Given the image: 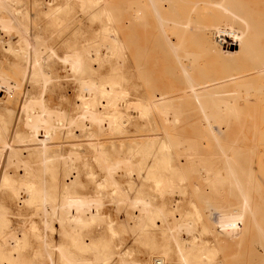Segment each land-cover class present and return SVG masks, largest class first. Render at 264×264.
<instances>
[{"label": "rangeland", "instance_id": "obj_1", "mask_svg": "<svg viewBox=\"0 0 264 264\" xmlns=\"http://www.w3.org/2000/svg\"><path fill=\"white\" fill-rule=\"evenodd\" d=\"M86 1L92 6L84 7L82 0H0V22L11 21V28L7 30L0 26V123L3 124L6 137L13 142L15 156L24 158L26 151L30 148V144L33 143L32 127L29 125L26 111H22V106L26 104L28 99H40L48 108L71 106L78 95L87 93L88 87L85 86L84 88L80 84L81 79L88 80L91 78L102 84L115 81L128 92L131 103H137L140 100L150 101L155 95L175 98V105L184 110L185 116L183 115L181 117L182 120L180 119L178 123L175 122L174 124L173 115H169L171 117L168 116V119H166L164 116L161 117L157 110L141 115L139 111H134L130 108L124 113L123 120L126 122L122 125L121 132L109 136L102 134L95 138V141L97 140L96 142L100 144L99 154L94 152L91 144L87 143L86 139L88 136L86 133L78 132L75 134L74 137L77 143L70 136H62V138L61 136L49 137L48 154L51 160H49L50 162L45 169L37 167L35 163L32 164L31 166L36 169L34 174L36 179H42L41 183L48 189L47 205L66 192L83 196L87 200L88 210L92 211V216L85 220L79 230V235L90 246L84 249L79 247V239L75 241V238L64 230L56 218L35 214L36 209L33 205H19V200L12 190L9 187H3L0 188V219L6 218V226L0 229V233H14L16 237H19L18 239L21 243L20 254H23L22 258L24 256L27 258L26 262H21L20 264H66L62 257L65 253L77 259L95 260L100 257H106L109 263L112 262L111 264H119V259L125 260L126 264H150L152 259L162 257L168 259L167 263L169 264H181L179 254L181 250L182 252L192 250L189 244L192 239L196 243L201 244L200 246H203V253H209L207 264H264V224L259 215H257L258 213L255 212L259 209L258 207H260V201L264 199V194L262 192L259 193V196L263 197L259 201L260 197L256 196V194L255 196L251 195L254 193L251 190L246 203L247 206H244L247 208L243 212L240 211V208L243 207L241 199L238 202V199L234 200L235 198H233L231 200L228 198L230 201L227 200V204L231 203V205L226 206V201L223 202L227 209L230 206L231 210L228 209L230 211L227 213L234 221H230L231 223L228 222L227 224L213 222L212 219L215 218V214H211L214 211L211 212V208L207 204V190L205 189L207 187L199 182L197 175H195L198 164L196 163L195 166V163L193 164L192 162L195 168L186 170L189 165L188 156L194 152L190 148L197 146L199 158L204 159L207 158V155L210 156L213 152L211 150L213 147L218 144L226 146L225 143L228 146L229 142H231L229 146H232L233 149L235 148V151L244 147L241 149L243 153L241 150H239V153H237L238 151L235 152L237 153L236 159L238 158L237 156L240 157L237 159L238 164L242 167L245 166V168L246 166L247 168L249 167L250 176L260 181V191L263 190L264 192V155L262 156L264 142L261 143L264 141V130H262L264 128L260 125H255V127L253 125L255 120H258L256 123H259V116L264 112V104L252 96L247 103L249 106L242 107L244 111V108H246L247 112L249 111V116H252V114L254 116L253 118L250 116L255 119L253 121H250L249 117L246 116L248 113L244 115L246 113L244 111L241 116L245 118L243 127L246 128L248 133L251 130L256 131L253 135L254 138L248 136L249 134L251 135L252 131L247 135V131L244 130V133L246 132L250 139L248 138L244 142L246 139L243 133L240 136H243L244 140L243 137H240L242 140L235 141L238 140L235 137L238 136L236 135L238 134L237 130L241 127L237 125L244 118L239 119L241 122L239 121L238 123L233 120H227V125L222 128L223 136L218 140L216 139L214 145L210 141L214 139L210 138L208 141V136L206 135V137L203 134L206 130L207 120L203 119L197 109L198 106L195 103L197 101L191 96L193 90H198L199 92L196 91V93L201 94L202 85V87H208L209 83L211 85L217 84L218 81L223 83L221 65L222 63L225 65L224 57L229 54V57L226 56L225 58L228 57L235 60L238 58V62L241 59L243 60L246 53L252 49L250 43L246 42L245 38H240L239 40L227 38L226 34L230 28L228 27L229 30H225L227 25L221 20L224 19L221 17L225 13L228 14L223 15L226 19L228 16L231 17V15L226 11L224 13L222 8L221 12L223 14L220 11L218 12L221 14L216 13L215 9L217 11L220 7L217 8L218 6H216L215 8L214 2H212L214 4L213 7L208 6V0H203L202 4L204 7L207 6V9L209 7L210 10L208 11L211 13L209 15H206V13L208 14L206 8L204 10L205 14L204 11H201L204 8L201 0H197L198 2L200 1V6L195 0L194 3L200 9L196 10L203 12L202 15L193 9L196 6H193V0H180L182 3L170 0L167 5L169 7L157 8V13L154 8L151 9L152 6H150L151 10L148 8L143 9V5H140V3L143 4V0H101L104 2L103 6L100 0ZM250 1L254 2L255 0ZM147 2L148 0L146 2L144 0L145 7H149ZM204 2H206V6ZM133 4L139 9L140 13L144 14L145 19L143 22L132 17L133 10H135L132 9ZM138 5H140V8ZM209 5L211 4L209 3ZM201 7L203 8L201 9ZM169 8L170 11H168ZM145 9H148V12ZM153 9L155 14L152 13ZM161 9H163L162 13L159 11ZM164 9H167L168 12H165ZM171 10L173 12L172 15ZM156 14L160 15V17ZM156 16L160 25L156 20ZM201 16H205V22L203 21L204 19H201ZM178 17L180 22L185 23V26H187V29L182 31L186 36L183 37L184 40H181L170 35L171 40L170 38L167 39L165 44L163 38L170 37L168 34H172L173 30L171 29L175 26V22L173 23L175 21L174 18L177 19ZM159 19H163L162 21L166 22L161 24ZM169 19L173 20L172 27ZM227 20H230V18ZM167 23L171 25L168 27ZM229 23L230 21L227 24L229 25ZM156 25L165 27L166 29L161 26L160 30H162L163 34L165 31L168 37H163V34L160 35L161 31L158 30L159 27ZM166 25L171 29L169 30ZM188 25H193V27L188 28ZM222 34L223 38L226 37L227 39H223ZM22 35L27 43L22 41L24 40L20 37ZM173 38H175L174 41ZM114 39L121 43L123 56L114 55L105 48L104 44H110ZM169 40L171 44L173 43L174 49L180 50L175 51L169 45ZM194 40H196V43L193 44ZM182 41L184 42L183 45ZM258 41L260 42L259 47L264 48L263 33H261ZM167 43L168 46H166ZM91 46H95L100 50L103 59L91 64L90 68H86L79 75L70 74L68 64L64 62L65 58L71 55H81L85 49ZM34 48L37 50H34ZM170 48L175 51L176 59H174L173 51ZM231 50L233 56L231 55ZM179 51L182 52V55ZM50 52L51 55L49 54ZM185 52H188L189 55L191 54L195 62L199 59L201 61L199 60L198 64H196L193 61V57H188ZM191 52H194V55ZM223 52H227L226 55ZM183 53L189 60L193 61L189 62L197 65L194 69L197 72L195 73L194 70H191L188 73L190 77L186 76V79L181 75L182 69L180 71L177 65L180 64V67H184L183 65L190 64L186 61L188 59ZM195 55L200 58L197 59ZM179 56L182 62L178 59ZM33 59H38V63L40 62L38 70L41 68L39 70L41 79H37L39 81L42 79L47 80L40 81L42 84L39 83L36 76L31 78ZM178 60L179 63H176ZM238 62L236 63L237 66L239 64L245 68L244 62ZM174 63L178 68L175 67ZM172 65L179 71L177 69L174 70ZM169 66L175 72L171 70L172 68L169 72ZM162 70L165 73L164 75L163 73L160 75ZM152 71L154 74H152ZM178 76L182 77L180 81ZM167 78L170 79L168 82ZM194 79L199 81V83L195 82ZM44 82L46 83L43 84ZM184 82L189 83V85ZM148 84L150 85L148 86ZM172 84L175 85L173 86ZM167 87L172 88L169 91ZM229 87L230 85L228 86V91ZM212 88L209 87L208 89L211 90ZM224 88L226 89L227 87H223V90H225ZM175 90L178 93H174L173 91ZM228 91L226 94L230 92ZM168 93L170 94L167 95ZM181 95L185 98L183 99ZM204 97L201 95V98H199L201 99L197 103L199 106L206 107L208 105L205 101L206 97ZM98 98L102 102V94ZM209 106L210 104L207 107ZM209 108L211 109L212 107ZM210 109L207 111L208 114L213 112ZM191 111L192 113H190ZM186 114L193 116H187ZM213 117L209 120L210 123L212 122V125L218 124L222 127L221 122L224 120L222 121L220 117V119L214 117L217 119L215 122ZM230 121L234 122H231L232 126ZM249 121L252 122L253 126ZM169 123L172 124L170 125ZM229 123L233 132L228 129ZM236 127L237 130L234 131ZM225 130L228 132H224ZM256 134L258 135L256 136ZM260 139L262 140L261 142ZM161 141L164 142L167 148L165 151L160 150ZM233 143H236V145L234 144L236 147ZM257 143L258 145H255ZM241 144L243 147L240 146ZM211 145L214 146L212 147ZM253 145L256 147H253ZM208 146H211V149ZM224 149H221V151H224ZM247 149L249 150L247 151ZM250 149L256 150V154ZM226 150L230 151L228 148ZM226 150L224 151L226 153L219 151L225 156L229 155L228 159L230 160L231 158L232 160L234 154L230 156V152ZM207 151L208 154L206 155ZM215 151V155L219 153L216 149ZM231 151L233 153L232 149ZM240 151L242 154H240ZM69 154H75V160L72 156V160H70ZM214 154L213 156L211 155L212 158L218 157V155L214 156ZM243 154L247 155L242 156ZM102 157L111 165H115L119 161H127L129 172H127L128 169L125 171V169L122 170V168L116 166L110 171L105 170L106 167L101 161ZM218 158L221 161L224 159L223 157L220 158V156ZM243 158L244 160H242ZM3 160L4 156L0 158V170L1 161ZM258 161H260V164ZM218 168L222 169L221 163ZM191 169L196 173H193ZM8 170L12 178L18 179L20 177L14 168L11 167ZM237 172L238 170L235 174L240 177ZM221 173H224L223 169ZM241 186L242 191L244 188L243 185ZM23 196L21 195V197ZM226 196L229 197L230 195ZM133 198H139L141 203ZM138 203H140L141 207ZM140 212L142 213L140 214ZM43 240L50 246L48 249L45 248L48 254L35 262L32 257V251ZM2 253L0 238V256ZM188 254L191 257L190 264H193V260L196 258L193 250Z\"/></svg>", "mask_w": 264, "mask_h": 264}, {"label": "bare ground", "instance_id": "obj_2", "mask_svg": "<svg viewBox=\"0 0 264 264\" xmlns=\"http://www.w3.org/2000/svg\"><path fill=\"white\" fill-rule=\"evenodd\" d=\"M168 1H170V0H148L147 4H149V7H145L144 0H143L142 1L143 4L140 3V5H143V9L144 8L150 9V6H152L151 9L154 8L155 12H156L157 8L158 9L163 8V7L168 8L169 7V6L167 7V5L169 3ZM177 1H180V0H176V2ZM195 1H197V0H195ZM204 1H207V0H204ZM210 1L208 0V2H207L208 6L213 7L214 4L212 2H214L215 8H216V6H218L217 8L220 7V9L219 10L217 9V11L215 9L216 13H220L222 11L221 10V8H222L224 13L226 11L231 15V17L228 16L230 18V20H227L229 18L226 16L227 17V19H226L224 16L228 15V14L225 13V15H224L223 12H221L224 15V16L222 15V17L220 15L221 13L218 14L221 18H224L221 20H223L224 23H226V25H227L225 30H229L228 27L230 28V30L227 31V34H226L228 36L227 38L228 39L233 38V39H237V40H239L240 38H245L246 42L250 43V47H252V49L246 53L244 59L243 60L241 59L242 61L241 60L239 61L240 63L241 62L245 63V68H243L239 64H238V66L236 65V63L238 62V58H236V60L230 59V58H228L229 54L226 55L227 52L226 53L223 52L224 55L228 56L227 58H225L226 56L224 57V59L227 63L225 62V65L223 63H222V65L220 64L221 68L223 69L222 70L223 72L221 73L223 76V78H222L223 83H221L222 81H218V83L217 84L215 83L214 85H211L209 83L208 87H202L203 85L202 86L200 85L201 86V89H200L201 94L196 93V91H198V90L194 91L191 87V89L193 91L190 90V91H192V95L191 94H189V95L193 96L192 98L195 101H197L195 103L198 106V108H197L198 111L202 115L203 119L207 120L206 121L207 125L205 128L206 130L203 134L205 136L207 135L209 137L208 138L206 136L208 141L210 140V138L214 139L213 141L210 140L212 142V144H214L216 139L218 140L221 138V136H223L224 133L222 132V128H223V126L227 125V122H228L227 120H233L235 123L236 122L238 123L241 119L244 118V116L241 117L242 114L244 112H246V113H244V115H246L249 112V111L248 112L246 111V108H244L245 109V111H244L242 107L243 106L246 107L247 103L249 102L250 97L252 98V96H253L255 99H257L258 101H260L264 104V93H263L264 92V48L259 47L260 42L258 41L259 38L261 37V33L264 34V0H255L254 2H252L250 0H247V1L246 0H215V1L210 0ZM100 2L102 3V6H103L104 2H102L101 0H100ZM145 2H146V0H145ZM199 2H198V4H199ZM180 3H182V1H180ZM191 3H192V1H191ZM202 3H203V0H201V4ZM209 3L211 5H209ZM134 4L136 5V3H134ZM147 4H146V6H147ZM183 4H184V2H183ZM187 4H188V2H187ZM205 4H206V2H204V5ZM82 5L84 7L89 6V5L92 6V4H89L86 0H82ZM133 5H131V6H133ZM135 5L132 7V9H135V10H133L134 13H133L132 17H134V19H136V20H139L140 22H143L145 19L144 14L140 13L139 9ZM140 5H138V7ZM194 5H196V3H194V0H193V6ZM196 6L193 9H195V10L199 9L198 6H197V8H196ZM199 6H200V4H199ZM202 6H203V4H202ZM203 7H201V9ZM205 8H206V11L210 10L209 7L207 9V6H206L201 11H204ZM132 9H131V11H132ZM148 9H145L146 12H148L147 11ZM154 9L152 10V13H154L153 12ZM162 10L163 9L159 10V11H161L160 13H162ZM164 10H165V12H168V11H170V8L168 9V11H167V9H164ZM172 10H174V9H172ZM172 10H171V15L173 13ZM127 11H128V8H127ZM218 11H220V12H218ZM197 12H199V11H197ZM197 12H196V14H197ZM199 13L202 15L203 12H199ZM199 13H198V16H199ZM204 14H205V11H204ZM209 14H211V13L208 11V14L206 13V15H209ZM156 15H158V14H156ZM171 15H169V16H171ZM158 17H160V15H158ZM166 17H168V16L166 15ZM166 17L165 18L163 17V18L167 19ZM201 17H202L201 19H204L203 16H201ZM191 19H192V17H191ZM156 20L158 22L157 16H156ZM160 20L161 19H159V21ZM162 20H161V24H162V22L163 23L166 22V21H162ZM169 20H170L169 22H171L172 25L167 23L168 27H169V25H171V27H172L174 22H175L174 23L175 26L172 27L173 29L170 28L171 30H173V32H171L173 35L168 34V33L167 34L169 36L170 35L172 37L175 36L181 40H184L183 37H185L186 35H185V33H182V31H184L183 29H187L186 28L187 26H185V23L183 24V22H180L179 17L177 19L174 18L175 21H173L172 19H169ZM226 20L228 22L230 21L229 25L227 24L228 22ZM172 21H173V23H172ZM203 21L205 22V19ZM10 22H6V21L3 22L2 21V22H0V26H3L7 30V29L11 28ZM158 24H159V22H158ZM159 25H156L159 27V29L156 28L158 30H160L161 26H162V25L161 26H159ZM199 25L201 26L200 22H199ZM166 27H167V25H166ZM192 27H193V25H188V28H192ZM162 28H165V27L162 26ZM205 29H207V28H205ZM158 30H156V31H158ZM169 30H168V32H169ZM160 31H161L160 35L163 34L162 30H160ZM10 32H11V30H10ZM215 32H217V31H215ZM21 34H22V32H21ZM163 35H162L163 37L167 36L165 31H164ZM26 36H27V34H26ZM171 36L170 37L167 36L168 38H165V39L163 38V41L165 42V44L167 42V39L170 38V40H171ZM20 37H22V39H24L23 35ZM222 38H223V34H222ZM227 38L225 37L223 39H227ZM174 40H175V38H173V41ZM22 41H26V39H24ZM102 41H104V40H102ZM24 43H27V41ZM31 43H32V41H31ZM168 43L166 46H168ZM181 43H182V45L184 44L183 41ZM194 43H196V40L193 41V44ZM172 44L170 41L169 45H171L172 48L174 49ZM28 45H29V43H28ZM43 46H44V44H43ZM104 46L106 49L110 50L112 52V54H114V55L119 54V55L123 56L122 55V53H123L122 45L117 39H114L110 44H104ZM102 48H103V46H102ZM167 48H169V47H167ZM35 49L36 48H34V50ZM170 50L173 51L171 48H170ZM174 50L178 51L180 49H178V50L174 49ZM222 50H224V49H222ZM175 51H173V53L172 52L171 53L174 55V54H176ZM187 51H188V49H187ZM156 52H157V50H156ZM230 52H232V50ZM33 53H35V52H33ZM180 53L182 55V52H180ZM185 53L188 54V52H185ZM217 53H219V52H217ZM49 54L51 55V52ZM192 54L194 55V52ZM212 54H215V53H212ZM198 55H200V54H198ZM231 55L233 56V52ZM39 56H41V55H39ZM191 56H192L191 54L190 55L188 54V57H191ZM175 57L177 58L176 55H174V59H176ZM188 57H187L188 60H186V59H183V60H186L188 62L192 61V60H189ZM143 58H145V57H143ZM196 58L199 59L200 57L196 56ZM39 59H40V57H39ZM102 59H103V56L100 53V50L95 46H91V47L85 49L81 55L67 56L65 58L64 62L66 64H68L67 66H68V71L70 72V74L72 73L74 75H79V74L83 73L86 70V68H90L91 64L97 63ZM178 59L180 60V62H182V60L180 59V56ZM197 59H196V61H197ZM221 59H222V57H221ZM224 59H223V61H224ZM179 60H178V62L176 61V63H179ZM149 61H151V60H149ZM193 61L195 62L194 57H193ZM104 62H105V60H104ZM192 62H189L190 64L183 65L184 67H180L181 65L177 64L180 68V71L182 69L181 75L183 77H185L184 79H186V76L190 77V76H188V73L197 67L196 64H198V63L195 62L196 63L195 64ZM39 63H38V59H33L32 68L30 67L31 68V78H32V76H36V79L37 78L41 79V74L39 72V70L41 68L38 70V66H39L38 64ZM191 63L195 64V65H192ZM184 64H185V62H184ZM177 65L175 67H177ZM206 66H207V64H206ZM172 67L174 68L173 65H172ZM172 67L169 66V70H168L169 72L171 70L173 72H175L174 70H176L178 68V67L176 69L174 68V70H173ZM218 67H220V66H218ZM200 68H201V66H200ZM151 70H152V68H151ZM177 70L179 71V69H177ZM153 71H152V74H154ZM194 72H195V70H194ZM194 72H192V73H194ZM162 73H163V70L160 73V75H162ZM164 74L165 73H163V75ZM217 75H218V73H217ZM157 77H158V75H157ZM178 77H180V76H178ZM234 77H236V78H234ZM181 78L182 77H180V79L178 78V80L180 81ZM193 78H194V76H193ZM193 78H191V79L193 80ZM172 79H173V77H172ZM174 79H176V78H174ZM184 79H182V80H184ZM188 79H190V78H188ZM37 80L39 81V79H37ZM43 80L47 81L46 79H42L40 81H43ZM169 80L170 79H168L167 82ZM194 80H195V82L199 83V81H197L196 79H194ZM40 81H39V83H40ZM219 82L221 83V85ZM45 83L46 82H44L43 84H45ZM184 83H187V82H184ZM40 84H42V82ZM80 84L83 85L84 88H85V86L88 87V89L86 90L87 93L82 94L81 93L82 91L80 90L81 94L79 93L80 95H78L76 97V101L73 104H71V106H68L65 108L61 107V106L58 108H52V107L48 108L43 104V102L40 99H28L26 104L22 106V111L23 110L26 111V114L28 116L29 123H30L29 125H31V127H32L31 131L33 133V141H32L33 143L30 144V148L26 151L27 153H26L24 158H19V157L15 156V154H14L15 150L13 149V144H12L13 142H11L10 139H8L6 137L5 130L3 129V124L0 123V158L2 156H4V160L1 161L2 165H1V170H0V188L9 187L12 190V192L16 195V198L19 200L18 204L22 205V206L23 205H25V206L26 205H29V206L33 205L34 208L36 209L35 214L42 215V216L48 215V216H51L53 218H56L59 221V224L64 228V230L69 235H71V237L75 238V241H77L79 239L78 245H79V247L84 249V248L89 247L90 244L86 243L81 238V236L79 235V230L81 229L85 220L92 216V211L88 210V203L86 202L87 200L83 196L73 194L71 192H66V193L61 194L57 198V200H54L51 202V204L47 205V199H48V191L47 190L48 189L41 183V180H42L41 178L36 179V176L34 174L35 173L34 171L36 169L31 166L32 164L35 163L37 165V167L45 169L47 164L50 162L49 160H51V157L48 154V147H49V141H50L49 137H51V136L52 137H56V136L60 137L61 136V138H62V136H70L73 138L74 142L77 143L76 138L74 137L75 134L78 132L86 133V135L88 136L86 139L87 143L91 144L92 148L94 149V152L99 154L100 153V144L96 142L97 140L95 141V138L99 135H102V134L109 136V135H113L117 132H121L122 125L126 122L125 120H123L124 119L123 118L124 113L127 110H129L130 108H132L134 111L135 110L139 111L141 113V115H146L147 113L151 112L152 110H157L158 113L160 114V116L161 117L164 116L166 119H168L169 115H171V116L173 115L174 124H175V122L178 123L180 121V119L182 120L181 117L184 115L185 112L181 107L175 105V103H176V102L174 103L175 98L172 99V98L167 97V96L158 97L155 95L154 97H152L151 100L149 99L150 101H141L140 100L137 103H131L129 100V97H128V95H129L128 92L126 90H124L121 87V85L115 81H111V82H107L105 84H102V83H99L98 81H96L94 79L89 78L88 80L81 79ZM168 84H167V86H168ZM181 84H182V82H181ZM149 85L150 84H148V86ZM172 85L174 86L175 84H172ZM187 85H189V83H187ZM195 85H196V83H195ZM227 85L228 86L230 85V87H229L230 92L228 91ZM170 86H171V84H170ZM182 86H183V84H182ZM172 87H169V88L167 87L168 88L167 90L171 89ZM209 87H211V88L213 87V88L211 90H209L208 89ZM223 87H227L226 88L227 90L225 88H224L225 90H223ZM184 88H186V87H184ZM230 88H232V89L230 90ZM227 91L229 92L228 94H226ZM173 92L176 93L177 90H175ZM100 94H102V96H103L102 102H100L99 101L100 98H98V96ZM169 94L170 93H168L167 95H169ZM175 95H177V94H175ZM201 95H202V97H204V96L206 97L205 101L208 105L210 104L209 107H212L211 109L209 107H207L208 105L206 106L207 107L206 108L203 106H199L197 104L201 100V99H199V98H201ZM182 98H183V96H182ZM177 101H179V100H177ZM181 102H183V101H181ZM196 105H195V107H196ZM247 106H249V104ZM209 109L213 110V112L211 111L212 114L211 113L208 114L207 111ZM189 110H191V109H189ZM190 113H192V111ZM186 115L188 116L191 114H186ZM171 116H169V117H171ZM191 116H193V115H191ZM213 116L217 117V119L222 118V121L224 120L223 122L220 121L222 123V125H221L222 127H220L218 124H216L214 126V125H212V122L210 123L209 120H211V118ZM246 116L249 117L248 119H250V121L255 120V119H252L254 117L253 114H252V116L250 115L252 118L249 116V113ZM217 119H215V122ZM259 119H260L259 123L261 122L262 124L261 123L259 124L258 122H257L258 123L257 124L256 121H258V120H255L254 124H253L254 127H255V125H260V126H262V128H264V124H263L264 112H262L260 114ZM17 121H18V119H17ZM218 121H217V123H218ZM233 121H230V123ZM244 121H245V118L242 122L240 121L243 124L240 123L241 125L240 124L237 125V126L242 127V128L239 127L240 129L238 128L240 130V133H241V130L244 128L243 132L241 134L239 133V130H237V127L234 130V131H236V130L238 131V134H236V135H238L239 137L235 136L236 139H238V140L234 139L237 142L242 140L241 138L243 136L241 137L240 135H243L244 130L247 131L246 128L243 127V125L245 124ZM202 123H203V120H202ZM223 123H226V124L223 125ZM230 123L228 124L229 126H230ZM251 123L252 122H250V124ZM229 126H228V129H230L229 131H231L232 123H231L230 128H229ZM172 127H174V126H172ZM224 128H226V127H224ZM252 128L253 127H251V129ZM226 130L224 132H228ZM253 130H254V128H253ZM262 130H264V129H262ZM183 131H184V129H183ZM251 131L249 133H251ZM231 132H233V131H231ZM255 132H256L255 130L252 131V133L250 135L247 131V135L249 134L248 136H250L251 138L252 137L254 138L253 135L255 134ZM221 133H222V135H221ZM244 135H245L244 137L246 139L244 142H246L248 138L250 139V137H248L246 135V132L244 133ZM257 135L258 134H256V136ZM218 136H220V137H218ZM261 136H258V137H261ZM244 137H243V140H244ZM225 141H226V139H225ZM261 141L262 140L260 139V142ZM211 142H209V143H211ZM244 142H243V144H244ZM263 142L264 141H262L261 143H263ZM229 143L228 144L231 145V142H229ZM248 143H251V142H248ZM225 144H226V146L221 145V144L220 145L216 144L217 145V146H215L216 148L213 147L215 144L211 145L213 147V149L210 148L211 146H208V148H210L213 151L212 152L213 154H214L215 149L217 150V152H219L218 154L216 153V155H218V157L220 156V158L223 157L224 159L222 161L215 154H214V156H216V157L212 158L213 154L211 152H210L211 153L210 156L212 155L211 157L209 155H207L208 151L206 153L207 158H204V159L199 158L198 147L194 146V148H190V149H193L194 152H192L188 156L189 165H188V168L186 170H189L190 168H193V167L195 168L196 163L198 164V167H196L197 173L193 172L192 169L191 170L193 173H196L195 175H197L199 182L203 183L207 187V188H205L207 190V204L211 208L210 211L211 212L214 211V213H211V214H213V215L215 214V218H213L212 221L227 224L230 221H234L233 219H231L229 217V215H228L229 213H227L231 210L230 206L228 208V209H230L229 211L226 207L227 205H231V203L227 204L228 198L231 200L233 198H235L234 200L238 199V202L241 199V201L243 203V205H242L243 207L240 208V211L243 212L245 210V208H247L244 206H247L246 203L248 202V199H249L248 196L250 195L251 190H253V192H254L251 195L255 196V194H256V196L260 197L259 201L261 199H263V197H264V196L263 197L259 196V193L262 192L264 194V192H263V190L260 191L261 190L260 181H258V179H253L250 176L249 167L247 168V166H246V168H245L244 163H243L244 167H242L238 164L237 159L240 157L237 156L238 158L236 159L235 156L237 155V153H239V150L244 148L242 146V144L240 146L243 148L239 149L237 147V149H239V150H236V151H235V148L234 149L232 148V146H229V145L227 146V143H225ZM234 144L236 145V143H233V145ZM255 145H258V143ZM224 146L227 147L228 149H230V151L226 150L227 148H225ZM200 147H201V145H200ZM253 147H256V146L253 145ZM220 148L222 150L225 148L224 151L225 150L227 152L229 151L230 156L232 154H234V156L232 155L233 159L231 160V158L229 157L230 158V160H229L228 159L229 155L225 156L224 154H222L221 152H224V151H221ZM166 149L167 148L165 147L164 142L161 141L160 150L165 151ZM231 149L233 150V153H231L232 152ZM188 150H189V148H188ZM248 150L249 149H247V151ZM241 151L243 153V150H241ZM241 151H240V154H242ZM251 151L254 154H256L255 153L256 150L255 151L251 150ZM235 152H237V153H235ZM224 153H226V152H224ZM247 153H249V152H247ZM220 154H222V155H220ZM254 154H253V157H254ZM74 155L75 154H69V159L72 160L71 159V156H72V157H74V160H75ZM184 155L186 156V154H184ZM244 155H247V154H243L242 156H244ZM263 155H264V152L262 150V156ZM242 160H244V158ZM101 161L105 165V167H106L105 170H107V171H110L112 168H114V166H116V167L122 168V170L125 169V171H126V169H128L127 172H129L127 161H119L115 165L109 164L107 162V160L104 159L103 157L101 158ZM252 161H255V160H252ZM192 162H193V164L195 163L194 164L195 166L192 164ZM220 163H221L222 169L224 170V173H221L222 169L218 168V167H220ZM258 163L260 164V161H258ZM218 164H219V166H217ZM253 165H254V163H253ZM11 167L14 168L17 171V173H19L20 177L18 179L17 178L14 179V178H12V176H10L8 169ZM219 169H221V170H219ZM234 169L236 171L238 170L237 173H238V175H240V177L235 174L236 171ZM196 170H194V171H196ZM259 180H260V178H259ZM241 185H243V188H244V190H242V191H241V188H242ZM21 195H24V196L21 197ZM226 195H230V196L227 197ZM134 200L139 201V198H135ZM263 200L260 201V205H259L260 207H258L259 209L256 210L255 212L258 213L257 215H259L260 219L262 220V223L264 224V201ZM223 201H226L225 202L226 206L224 205ZM228 201H230V200H228ZM140 203H138L139 206H140ZM140 210H141V208H140ZM238 210H239V208H238ZM240 211H238V212H240ZM141 213L142 212H140V214ZM5 226H6V218L3 217L0 219V229L1 228L3 229ZM256 228H257V226H256ZM67 233H66V235H67ZM0 238H1V247H2V252H3L0 256V264H20L21 262L27 261V258H25V256H24V258H22L23 254H20L21 253L20 252L21 251L20 250L21 249V243L19 242V239H18L19 237H16L14 235V233H0ZM189 244H190V246H191V248L195 254V257H196L193 260L194 261L193 264H195V263L207 264L206 262L209 261V257H208L209 253H203L202 252L203 246H200L201 244L196 243L193 239L189 242ZM45 248L48 249V248H50V246L43 240L42 243L39 244L38 246H36L34 251H32V257L35 260V262L39 261L45 255L47 256L48 252L46 251ZM192 250H185L184 252H182V250H181V252L179 254V256H180L179 261H181V264H190L191 257H189L188 253L191 252ZM206 250L209 251V249H207V248H206ZM62 257H63V260L66 264H111L112 263V262L109 263V260L106 257H100V258H97L95 260L86 259V258L77 259L74 256H71L70 254H67V253H65ZM167 260L168 259H166L164 257L155 258V259H152L150 261V264H169V263H167ZM119 264H126L125 260L119 259Z\"/></svg>", "mask_w": 264, "mask_h": 264}]
</instances>
